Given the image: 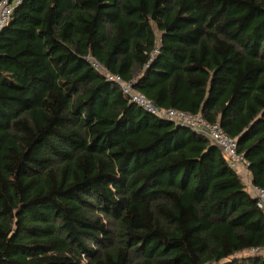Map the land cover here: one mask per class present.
<instances>
[{"label":"trees","instance_id":"trees-1","mask_svg":"<svg viewBox=\"0 0 264 264\" xmlns=\"http://www.w3.org/2000/svg\"><path fill=\"white\" fill-rule=\"evenodd\" d=\"M90 58L218 122L264 188V0H22L0 32V264H264L220 149Z\"/></svg>","mask_w":264,"mask_h":264},{"label":"built area","instance_id":"built-area-1","mask_svg":"<svg viewBox=\"0 0 264 264\" xmlns=\"http://www.w3.org/2000/svg\"><path fill=\"white\" fill-rule=\"evenodd\" d=\"M21 1L3 0L0 3V32L9 23L15 7ZM90 62L107 81L119 86L130 102L135 103L155 117L175 122L177 125L186 126L208 137L220 149L222 155L228 161L230 168L239 175L250 195L256 199L257 207L264 214V188L254 184L249 168L250 164L244 154L238 151L237 138L227 134L218 122L211 123L201 114H191L174 108L164 109L157 106L144 94L135 90L132 82H127L120 75L110 72L94 58H90Z\"/></svg>","mask_w":264,"mask_h":264},{"label":"rangeland","instance_id":"rangeland-1","mask_svg":"<svg viewBox=\"0 0 264 264\" xmlns=\"http://www.w3.org/2000/svg\"><path fill=\"white\" fill-rule=\"evenodd\" d=\"M250 254H251L250 252H244V253H241L240 256H241V257H244V256H246V255H250Z\"/></svg>","mask_w":264,"mask_h":264}]
</instances>
